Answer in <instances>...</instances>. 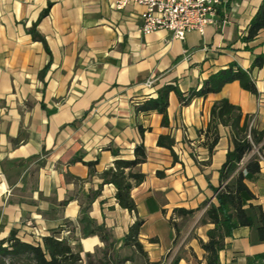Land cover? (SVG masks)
<instances>
[{
    "label": "crops",
    "instance_id": "0c3cea01",
    "mask_svg": "<svg viewBox=\"0 0 264 264\" xmlns=\"http://www.w3.org/2000/svg\"><path fill=\"white\" fill-rule=\"evenodd\" d=\"M122 1L0 0V240L15 231L21 241L41 244L61 228L58 237L79 251L80 264H171L175 258L207 264L199 239L207 240L213 224L200 219L215 201L210 186L219 185L232 143L230 128L219 125L209 152L200 131L223 98L251 116L254 127H264V66L251 68L256 55L264 56V31L242 40L261 0H223L215 24L182 40L167 30L143 34V7ZM35 23L46 45L28 32ZM231 62L250 70L257 94L232 81L182 105L172 91L167 125L155 110L136 111L160 86L198 89ZM159 135L173 138L172 151L157 145ZM140 144L146 161L132 171L144 179L132 185L136 211H128L101 174L116 159L134 158ZM251 157L250 151L243 162ZM245 184L254 196L249 202L264 210V160ZM175 208L196 211L182 216ZM82 217L102 227L104 238L83 235ZM137 219L142 250L125 244ZM218 257L220 264H264V242L240 226Z\"/></svg>",
    "mask_w": 264,
    "mask_h": 264
},
{
    "label": "trees",
    "instance_id": "16d2710c",
    "mask_svg": "<svg viewBox=\"0 0 264 264\" xmlns=\"http://www.w3.org/2000/svg\"><path fill=\"white\" fill-rule=\"evenodd\" d=\"M51 6L48 2L39 19L44 17ZM261 31H264V0H261L254 15L250 19L244 42L252 41ZM34 40L46 45L44 37L36 30V23L28 29ZM264 66V56L256 55L251 68ZM232 81H238L240 87L252 94H257L256 85L250 75V70H245L236 62H231L210 74L203 80L198 89L181 92L173 84H164L156 89V96L149 97L135 106L136 111L155 110L162 116V125L168 124L167 107L170 92H174L182 105H186L193 97H205L209 93H217L222 87ZM219 125L228 126L231 132L232 148L227 151L225 160L219 168V185L210 186L215 200L209 201L207 208L200 219L201 223H212L213 227L206 231L207 240L199 239L200 247L205 252L207 264H220L218 253L224 248V240L232 235V231L240 226L254 229L256 239L264 242V210L259 204L249 202L254 198L245 184V180L259 172V161L251 157L243 162L246 155L252 150L253 145L262 144L264 149V127L258 129L251 123V116L243 114L240 107L229 103L225 98L220 99L210 108V121L203 133L209 152L212 151L219 139ZM143 133V129L140 128ZM174 140L169 135H159L157 145L172 151ZM146 161V150L143 144L134 148V158L116 159L114 166L102 172V183H111L115 187V198L120 207L128 211H136V204L131 197L130 190L133 184H138L144 179V174L132 171L138 164ZM92 165V163H88ZM158 176L163 172L157 171ZM196 210L175 208L174 212L182 216H191ZM83 235L97 234L100 238L103 228L95 226L92 220L82 217ZM172 225L175 222L170 219ZM142 220H135L129 227L125 237V244L132 245L138 250L142 246L138 241V233ZM91 226L89 231H85ZM61 228L54 230L50 235L42 238L41 244H32L21 241L16 237L15 231L0 240V264H80L82 257L79 251H74L66 238H58ZM256 256L255 258H259ZM100 264H104L100 262ZM157 264V263H151ZM171 264H177V258ZM252 264V263H250Z\"/></svg>",
    "mask_w": 264,
    "mask_h": 264
},
{
    "label": "built area",
    "instance_id": "2783aa9c",
    "mask_svg": "<svg viewBox=\"0 0 264 264\" xmlns=\"http://www.w3.org/2000/svg\"><path fill=\"white\" fill-rule=\"evenodd\" d=\"M124 1H132L143 7L140 25L143 34L167 30L171 32L173 38L182 40L189 31L196 30L202 33L206 26L215 24L223 0ZM124 1L118 5L124 4ZM146 86L152 87L153 82L147 81ZM251 153L258 161L264 160V149L260 144L253 145Z\"/></svg>",
    "mask_w": 264,
    "mask_h": 264
}]
</instances>
